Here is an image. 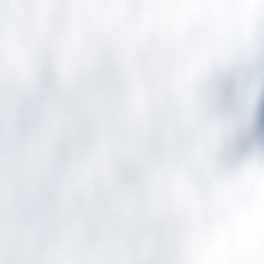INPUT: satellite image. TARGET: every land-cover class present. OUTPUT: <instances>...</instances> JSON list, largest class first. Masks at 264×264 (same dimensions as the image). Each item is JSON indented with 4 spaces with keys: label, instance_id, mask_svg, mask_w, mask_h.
Returning <instances> with one entry per match:
<instances>
[{
    "label": "clouds",
    "instance_id": "clouds-1",
    "mask_svg": "<svg viewBox=\"0 0 264 264\" xmlns=\"http://www.w3.org/2000/svg\"><path fill=\"white\" fill-rule=\"evenodd\" d=\"M40 7L39 0H0V264L146 259L156 235L151 227L136 232L134 246L119 241L136 226L141 207L151 211L126 203L118 170L101 175L100 160L128 154L139 134L137 102L155 99L156 77L171 83L202 52L212 50L194 88L222 77L241 92L264 87V0H55L50 7L70 55L75 36L81 51L90 48L96 57L71 59L50 83L34 84L9 49L32 37ZM168 103L179 115L174 91ZM231 120L214 108V124ZM232 139H219L191 202L170 213L171 246L160 259L264 258V148L226 159ZM198 149L193 133L182 150L198 158Z\"/></svg>",
    "mask_w": 264,
    "mask_h": 264
},
{
    "label": "snow or ice",
    "instance_id": "snow-or-ice-1",
    "mask_svg": "<svg viewBox=\"0 0 264 264\" xmlns=\"http://www.w3.org/2000/svg\"><path fill=\"white\" fill-rule=\"evenodd\" d=\"M40 19L32 37L20 46L9 49L13 60L26 80L34 84H47L65 71L71 59L90 62L96 53L90 48L81 51L77 37L72 38L73 53L70 55L65 38L61 35L62 21L50 7L55 0H39ZM243 42V37H240ZM212 50L202 52L195 60L181 68L177 78L169 83L163 75L155 79V99L147 104L137 102L138 136L130 143L126 156L103 157L99 167L101 175L108 176L118 170L119 191L126 203L146 205L151 215L140 208L136 226L120 238V246L135 244V234L145 225L156 233L151 241L153 254L141 260H109L106 264H172L159 258L161 249L171 242L167 235L172 231L170 213L191 202L194 186L200 181L202 170L208 164L220 138H232L251 124L258 91L242 92L239 116L226 125L212 122L215 108V89L212 84L194 88L195 82L207 73V60ZM229 54L228 50L222 53ZM4 47L0 42V71L3 68ZM174 91L181 105L177 115L175 105L165 106L169 91ZM23 116L24 113H21ZM195 133L199 137L198 158L189 156L182 149L188 138ZM165 145L179 146L175 151L165 150ZM161 161L153 164L151 161ZM199 240V236H197ZM195 247V245H193ZM61 264H73L71 260ZM179 264V262H178ZM193 264H199L194 261ZM208 264H245L240 259L209 261ZM251 264H264V258Z\"/></svg>",
    "mask_w": 264,
    "mask_h": 264
},
{
    "label": "water",
    "instance_id": "water-1",
    "mask_svg": "<svg viewBox=\"0 0 264 264\" xmlns=\"http://www.w3.org/2000/svg\"><path fill=\"white\" fill-rule=\"evenodd\" d=\"M216 110L233 119L242 107V92L230 77H222L213 85ZM253 148H264V87L258 90L254 114L249 127L238 131L225 152L226 159H236L248 154Z\"/></svg>",
    "mask_w": 264,
    "mask_h": 264
}]
</instances>
